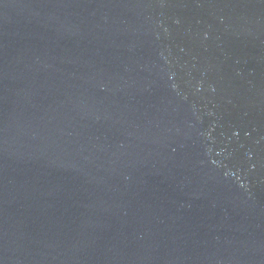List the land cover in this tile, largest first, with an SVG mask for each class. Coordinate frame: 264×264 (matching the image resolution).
I'll return each instance as SVG.
<instances>
[{"label": "water", "instance_id": "obj_1", "mask_svg": "<svg viewBox=\"0 0 264 264\" xmlns=\"http://www.w3.org/2000/svg\"><path fill=\"white\" fill-rule=\"evenodd\" d=\"M0 264H264V0H0Z\"/></svg>", "mask_w": 264, "mask_h": 264}]
</instances>
